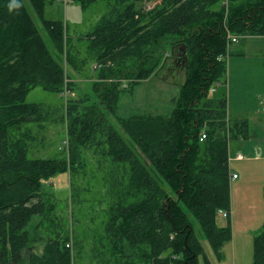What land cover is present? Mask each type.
Segmentation results:
<instances>
[{"label":"trees","instance_id":"16d2710c","mask_svg":"<svg viewBox=\"0 0 264 264\" xmlns=\"http://www.w3.org/2000/svg\"><path fill=\"white\" fill-rule=\"evenodd\" d=\"M77 1L82 8L108 4L80 37L86 43L81 63L96 66L92 103L89 97L68 98L74 83L61 60L64 55L79 69L78 57L68 48L62 22L45 18L46 2L19 0L20 7L9 9L10 0H0V264H75L73 233L57 232L43 186L65 173L72 185L78 152L94 146H103L110 159L104 239L112 260L105 264H198L202 254L209 263L190 218L222 257L231 224L218 227L216 218L230 211L229 144L247 128L227 118L226 56L232 37L264 36V0ZM184 48L187 62L177 64ZM177 65L184 79L167 115H117L123 93L164 67L178 73ZM38 86L66 102L68 147L53 158H28L27 141L19 135L22 127L49 120L50 107L26 103ZM35 216V228L47 223L49 231L41 256L30 252L41 240L28 229ZM252 264H264V230L253 239Z\"/></svg>","mask_w":264,"mask_h":264},{"label":"rangeland","instance_id":"374dc122","mask_svg":"<svg viewBox=\"0 0 264 264\" xmlns=\"http://www.w3.org/2000/svg\"><path fill=\"white\" fill-rule=\"evenodd\" d=\"M46 2L45 18L61 21L65 36L68 38V48L75 59L76 68L61 62L66 72L72 74L74 83L73 92L68 98L79 99L89 97L88 102L97 100L93 91V82L96 79V67L92 60L81 63L86 57V43L80 37L87 34L94 24L108 11V4L96 1L87 8H82L77 0H44ZM37 26L40 23L32 14ZM45 37V34H42ZM242 38V37H241ZM49 47L50 43L44 38ZM236 44L228 46L226 68L233 60V51ZM178 58L179 56L176 55ZM181 57V56H180ZM172 61H169L171 64ZM178 73L169 74L167 67L157 74L148 83H140L131 92L121 95L117 106V114L128 116L133 110H147L160 115H167L170 100L177 96L184 75L181 65L176 68ZM227 74V73H226ZM175 82V83H174ZM26 103H37L51 108L49 120L44 123L28 124L19 131V135L27 141V157L30 159L53 158L66 152L68 122L62 119L65 109V98L58 97L42 87H36L27 94ZM12 135V133H11ZM256 146L260 150H256ZM103 146H94L80 149L78 152L79 170L70 184L69 174H57L43 187L45 194L50 196L52 215L56 218L57 232L64 234L68 229L73 233V256L75 264H105L112 257L109 253L111 245L106 241L105 209L111 201L108 194L109 185L106 180L110 159L103 155ZM239 151L245 158L243 161L234 159L235 152ZM232 154L230 169L236 172L239 178L230 185V216H217L219 226L231 224V239L221 249V256L213 253L208 242L203 238L198 223L190 218L195 235L200 240L207 263L203 254L198 257V264H252L253 239L264 230V141L236 140L229 145ZM68 155V153H67ZM50 216V215H49ZM39 217L32 218V225L28 229L34 236L41 238L35 242L32 250L36 256H41L44 247L49 241L47 223L42 228H35ZM108 237V235H107ZM109 238V237H108ZM109 240V239H108ZM108 242V243H107ZM128 252V250H125Z\"/></svg>","mask_w":264,"mask_h":264},{"label":"crops","instance_id":"0c3cea01","mask_svg":"<svg viewBox=\"0 0 264 264\" xmlns=\"http://www.w3.org/2000/svg\"><path fill=\"white\" fill-rule=\"evenodd\" d=\"M233 44H236V47L233 51L231 70L229 64L227 74L223 79V86L226 89L227 118L230 121L246 123L244 126L247 128L242 132L240 141L258 143L264 141V36H236ZM152 78L144 83H148ZM213 91L212 89L211 92ZM144 111L146 110H133L130 114ZM257 149L260 150V147L256 146ZM234 156V159L238 161H243L245 158L239 151H236ZM232 158V154L229 152L230 161ZM232 174H236L237 178L232 179ZM238 178V174L231 171L230 185ZM226 213L227 217L225 218H229L231 213ZM217 226L224 227L225 225L217 224Z\"/></svg>","mask_w":264,"mask_h":264},{"label":"built area","instance_id":"2783aa9c","mask_svg":"<svg viewBox=\"0 0 264 264\" xmlns=\"http://www.w3.org/2000/svg\"><path fill=\"white\" fill-rule=\"evenodd\" d=\"M231 39H232V41H235V37H232ZM204 139H205V134H202L201 137H200V141H202ZM236 178H237V175L236 174H232V179H236ZM218 213L223 218L227 217V213L224 212V211H219Z\"/></svg>","mask_w":264,"mask_h":264},{"label":"clouds","instance_id":"9594fccd","mask_svg":"<svg viewBox=\"0 0 264 264\" xmlns=\"http://www.w3.org/2000/svg\"><path fill=\"white\" fill-rule=\"evenodd\" d=\"M20 7L19 0H10L9 9H16Z\"/></svg>","mask_w":264,"mask_h":264},{"label":"water","instance_id":"95a60500","mask_svg":"<svg viewBox=\"0 0 264 264\" xmlns=\"http://www.w3.org/2000/svg\"><path fill=\"white\" fill-rule=\"evenodd\" d=\"M183 54H184V56H183L182 58L179 57V58L176 60V63H177V64H178V63H183V64L185 65V63L187 62V57L185 56V48H184Z\"/></svg>","mask_w":264,"mask_h":264},{"label":"flooded vegetation","instance_id":"af4514ba","mask_svg":"<svg viewBox=\"0 0 264 264\" xmlns=\"http://www.w3.org/2000/svg\"><path fill=\"white\" fill-rule=\"evenodd\" d=\"M179 58V57H178Z\"/></svg>","mask_w":264,"mask_h":264}]
</instances>
